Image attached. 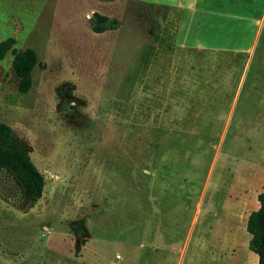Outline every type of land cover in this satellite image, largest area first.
<instances>
[{"label": "rangeland", "instance_id": "rangeland-1", "mask_svg": "<svg viewBox=\"0 0 264 264\" xmlns=\"http://www.w3.org/2000/svg\"><path fill=\"white\" fill-rule=\"evenodd\" d=\"M7 38L37 64L20 94L0 60V123L44 184L0 171V264H257L264 0H0Z\"/></svg>", "mask_w": 264, "mask_h": 264}, {"label": "trees", "instance_id": "trees-1", "mask_svg": "<svg viewBox=\"0 0 264 264\" xmlns=\"http://www.w3.org/2000/svg\"><path fill=\"white\" fill-rule=\"evenodd\" d=\"M91 31L102 34L115 30L117 21L93 13L88 19ZM14 39L7 38L0 41V60L6 52L12 56L11 69L17 78V91L25 94L31 87V73L36 66V55L32 49L17 52L12 48ZM0 171L4 172L12 181L26 192V200L34 204L40 198L43 188V178L30 162L23 143L17 139L11 129L0 123ZM258 208L252 212L245 225V232L249 235L248 249L257 257V264H264V192L256 197Z\"/></svg>", "mask_w": 264, "mask_h": 264}, {"label": "crops", "instance_id": "crops-1", "mask_svg": "<svg viewBox=\"0 0 264 264\" xmlns=\"http://www.w3.org/2000/svg\"><path fill=\"white\" fill-rule=\"evenodd\" d=\"M228 230H229V236L228 237H235V234L233 233V225L232 226H228ZM228 237H226V238H228ZM186 246V245H185ZM214 247V246H213ZM212 247V248H213ZM224 251L225 249H222V248H220L219 249V253L221 252V251ZM226 252H227V250H226Z\"/></svg>", "mask_w": 264, "mask_h": 264}]
</instances>
